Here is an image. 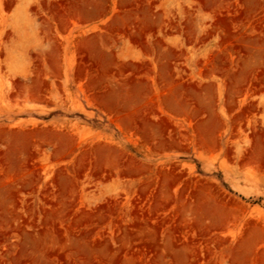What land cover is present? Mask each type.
<instances>
[{
    "label": "rangeland",
    "instance_id": "rangeland-1",
    "mask_svg": "<svg viewBox=\"0 0 264 264\" xmlns=\"http://www.w3.org/2000/svg\"><path fill=\"white\" fill-rule=\"evenodd\" d=\"M0 264H264V0H0Z\"/></svg>",
    "mask_w": 264,
    "mask_h": 264
},
{
    "label": "bare ground",
    "instance_id": "bare-ground-1",
    "mask_svg": "<svg viewBox=\"0 0 264 264\" xmlns=\"http://www.w3.org/2000/svg\"><path fill=\"white\" fill-rule=\"evenodd\" d=\"M144 29V28H143ZM142 32V31H141ZM228 39V38H227ZM233 80V79H232ZM247 81V80H246ZM233 82V81H232ZM133 113V112H132ZM134 116V115H133ZM149 121V120H148ZM162 131V130H161ZM149 134V133H148ZM168 176H170V175H168ZM81 218V217H80ZM147 233V232H146Z\"/></svg>",
    "mask_w": 264,
    "mask_h": 264
}]
</instances>
